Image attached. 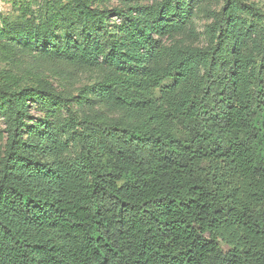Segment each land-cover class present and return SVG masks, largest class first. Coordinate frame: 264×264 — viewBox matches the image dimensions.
<instances>
[{
    "label": "trees",
    "instance_id": "trees-1",
    "mask_svg": "<svg viewBox=\"0 0 264 264\" xmlns=\"http://www.w3.org/2000/svg\"><path fill=\"white\" fill-rule=\"evenodd\" d=\"M109 1L0 15V264H264L263 6Z\"/></svg>",
    "mask_w": 264,
    "mask_h": 264
},
{
    "label": "rangeland",
    "instance_id": "rangeland-1",
    "mask_svg": "<svg viewBox=\"0 0 264 264\" xmlns=\"http://www.w3.org/2000/svg\"><path fill=\"white\" fill-rule=\"evenodd\" d=\"M135 1L141 4L149 2V0H135ZM251 1L257 2L259 5L263 6L264 8V0H251ZM116 5H117V2L115 0H111L108 3V7H112ZM13 12L14 11L12 9L11 0H0V15L12 14ZM114 19L118 21L117 18L113 17V20ZM207 23H208V20L201 14L197 15L194 18L195 30L199 33L198 40L195 44L203 45L206 43L203 31H204V26ZM45 76L58 89H61V87L63 86V82L62 80H60L61 79L60 77H57L56 75L50 76L49 74H45ZM78 79L79 81L76 84L77 86L83 85L85 83H91L94 79V76L87 72H83L78 75ZM168 82H165V83H168ZM29 113L31 115L30 118H33L35 120H40L43 118V113H41L40 107H38V105H32L31 107H29ZM8 115H9V112L7 108L4 106H0V157L3 155L4 145L6 141L5 121Z\"/></svg>",
    "mask_w": 264,
    "mask_h": 264
}]
</instances>
